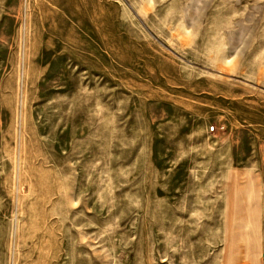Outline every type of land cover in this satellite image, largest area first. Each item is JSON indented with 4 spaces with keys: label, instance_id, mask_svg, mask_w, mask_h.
I'll return each instance as SVG.
<instances>
[{
    "label": "rangeland",
    "instance_id": "rangeland-1",
    "mask_svg": "<svg viewBox=\"0 0 264 264\" xmlns=\"http://www.w3.org/2000/svg\"><path fill=\"white\" fill-rule=\"evenodd\" d=\"M0 264H264V0H0Z\"/></svg>",
    "mask_w": 264,
    "mask_h": 264
},
{
    "label": "built area",
    "instance_id": "built-area-1",
    "mask_svg": "<svg viewBox=\"0 0 264 264\" xmlns=\"http://www.w3.org/2000/svg\"><path fill=\"white\" fill-rule=\"evenodd\" d=\"M214 130H215L214 127H211V128H210V131H211V132H214Z\"/></svg>",
    "mask_w": 264,
    "mask_h": 264
}]
</instances>
